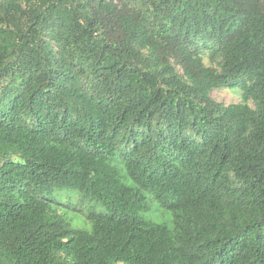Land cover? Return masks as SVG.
Listing matches in <instances>:
<instances>
[{"label": "trees", "instance_id": "obj_1", "mask_svg": "<svg viewBox=\"0 0 264 264\" xmlns=\"http://www.w3.org/2000/svg\"><path fill=\"white\" fill-rule=\"evenodd\" d=\"M0 264H264V0H0Z\"/></svg>", "mask_w": 264, "mask_h": 264}, {"label": "rangeland", "instance_id": "obj_2", "mask_svg": "<svg viewBox=\"0 0 264 264\" xmlns=\"http://www.w3.org/2000/svg\"><path fill=\"white\" fill-rule=\"evenodd\" d=\"M212 97L215 100L223 102L225 104H235L241 101L240 94L237 92V90L232 88L213 90ZM99 211L105 212L106 210L104 208H99ZM146 217L149 220H152L159 224H165L170 226L172 223L171 215L169 213L163 212L156 203L153 204L151 211L147 213ZM77 227L83 229H90V224H88L85 219L81 217L77 221Z\"/></svg>", "mask_w": 264, "mask_h": 264}]
</instances>
